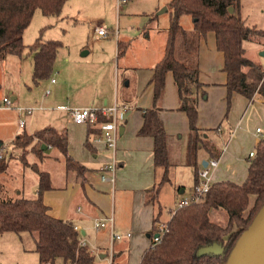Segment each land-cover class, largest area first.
I'll use <instances>...</instances> for the list:
<instances>
[{"label": "trees", "instance_id": "trees-1", "mask_svg": "<svg viewBox=\"0 0 264 264\" xmlns=\"http://www.w3.org/2000/svg\"><path fill=\"white\" fill-rule=\"evenodd\" d=\"M68 0H0V60L8 55L24 56L26 49L34 54L33 82L49 79L54 71L62 41L37 38L31 45L24 43V33L37 9L44 15H59ZM241 0H171V21L164 56L154 67L151 84L154 86L153 105L143 113L140 136L153 138V161L160 171L158 183L149 189L156 203L164 183L170 181L171 160L169 137L161 116L160 102L166 89L169 72L173 73L180 105L189 120V139L186 164L193 167L195 185L199 182L198 152L204 148L212 159H218L210 139L198 126L200 98H206L200 80L199 48L210 32L215 33L216 46L224 55L223 71L227 75L228 112L234 93L250 101L259 98L264 103V70L246 56L244 42H264V29L248 25L240 15ZM230 8L234 11L231 12ZM191 16L190 32L181 25L182 16ZM155 18V17H154ZM179 38L188 54L180 58ZM121 49V43H119ZM122 53V52H120ZM226 113V117L228 115ZM12 146L41 154L43 145L54 146L66 155L69 170L82 171L86 167L68 154V135L53 126L29 133L24 131ZM86 146H91L88 135ZM4 149V146L1 147ZM11 158V157H10ZM7 157L0 158V175L9 165ZM39 176L35 198L0 197V235L7 232L37 233L35 251L38 264H105L92 253L89 245L82 244V234L72 221L54 217L44 201V193L52 188L50 175L34 167ZM0 183V189H1ZM264 205V136L256 145L255 156L249 158L247 176L243 183L232 181L213 182L210 190L199 200L171 211L168 227L161 241L151 242L144 252L143 264H227L242 233L251 225ZM222 209L227 214L226 224L213 220V210ZM155 224L159 222L157 219ZM108 257V253H106ZM114 254L112 263L114 264Z\"/></svg>", "mask_w": 264, "mask_h": 264}, {"label": "crops", "instance_id": "crops-1", "mask_svg": "<svg viewBox=\"0 0 264 264\" xmlns=\"http://www.w3.org/2000/svg\"><path fill=\"white\" fill-rule=\"evenodd\" d=\"M149 15H146L148 17L147 20H140V24H138L136 29L133 30V28H127L123 32L121 31L120 33L118 32L116 34L117 43L112 55L107 54L103 50L101 53L96 52L95 55H93V57L89 59L88 57L93 53V51L88 50L84 52L82 57H76L75 55L73 57L70 48L67 49L65 46H62L58 51L54 66V72L57 71L60 77L56 79L55 83L52 82V84H56L54 91L48 89L50 90V94H47L45 92L42 96H39L33 95L32 92H30L29 95H26L24 91L22 93H17V90L14 91L12 89H9L8 91L12 95L11 98L14 101V106L15 104H17L18 106H15L16 108L14 107L12 110L0 108V143L2 144V146H4V149L0 148V155H3L2 157L9 158L13 154L14 150L11 149L13 148L12 142L24 131L33 133L36 130L43 129L48 126H53L59 131L67 133L68 154L75 160L83 164L71 153L70 150L69 126H72L74 123L69 122L72 121V117L66 109H61L59 108V106L64 105L69 108L102 107L104 105H113L115 102H118L128 107L126 119L121 123L118 138V145L120 144V148H118L120 159V167L118 166V168H120L119 176L121 177L126 173L125 165L127 163L129 164L131 152H135L136 154H145V159L142 158L145 162L143 166L147 167L143 169L148 171V173L146 172L147 175H144V177L140 180L141 185L138 187V191H140V193H143V195H141V199H139L136 204L135 211H138L137 217H134L132 214L130 219H128V222L117 221L115 219L114 228L118 232H131L132 234V229L136 230V228L138 227V223L141 222L142 231L143 233H147V237H141L142 239L140 240L134 238V240L131 241L133 239L132 234L130 237L126 238L129 242V246L134 245L138 249L137 260L133 261L135 262L134 264H139L141 262L144 252L151 245L152 234L155 230L154 221L156 219L159 221H165L162 219V190L160 191L158 201L156 203H147L146 197V191L154 186V178L152 174H150V171L153 170V173L154 171H156L153 161V138L149 136H140L138 135V131L143 124L144 111L147 108L152 107L153 105L154 86L150 81L154 73V67L162 59L165 53L171 16L168 24L159 26L158 24H155L157 17L155 16L154 12H151ZM183 18L184 16L181 17V25ZM147 23H150V27L148 30H146ZM182 27L185 30H188L183 25ZM212 34L214 37H212ZM101 38L106 39V37ZM209 38H213L211 39V44L208 43ZM119 43H121V47L123 49L122 54L120 53L121 49L119 48ZM137 47L142 48V54L140 56L137 55L138 57L135 56L134 62L133 60L130 62L129 56L132 57L134 55ZM263 50L264 48L262 49V51ZM17 57L19 58L18 62L16 61L7 63L10 57L0 60V71L3 70L6 74L12 76H14L15 73L18 74L20 77L18 81L19 84H25V82L34 84V54L28 60L24 57ZM261 57L263 56L261 55ZM257 59L259 61L257 63L264 65V63L259 58ZM223 64L224 55L217 49L215 33L210 32L207 34V37L201 41L199 48L200 80L204 84V90L206 91L207 96L206 98H200L198 126L201 131L205 133L206 137H208L206 131L211 130L210 126H208L211 124L206 123H209V121L211 120L217 121L216 123H222L223 120L229 119L228 115L226 117V113L228 112L227 87L225 85L227 81V75L222 69ZM11 67H13V69ZM120 85H123L128 92L127 96H123L124 93H122L121 99L118 96V89H120ZM113 89H116L117 91L114 99L112 100L111 95ZM5 96L7 95H4L3 97ZM50 96L51 99H53V102L57 103V105L59 103L65 104H59L57 107H53L51 110L54 113H44V117L47 118V122L45 121L44 123H34L37 120L40 121L39 117L33 116L35 112L39 110H49L41 103L44 100L49 99ZM130 96H132L133 98ZM215 97L217 98V105L215 104ZM258 100L263 103L261 99L258 98ZM233 101H235V104L244 103L245 108H248V106H250L251 103H254L255 100L250 101L241 94L234 93L232 96L231 104H233ZM179 105L180 98L178 89L174 81L173 73L169 72L166 79L165 93L160 102V107L162 108L161 116L169 137V143L173 140H175V142H181L182 151L185 152L184 156L186 157L190 132L189 120L185 112L178 110ZM19 107H24L26 109L32 107L34 108V111H32V113H21L17 109ZM218 108L222 109L221 116H219V113H216V110ZM13 110L18 111L17 119L13 115ZM24 114H30V119L26 120ZM20 118H24L26 120V126L24 128H21L19 125ZM48 119H51L52 123H49ZM183 120H186L187 123H183ZM203 121H206V123H203ZM84 126L86 127L82 129L83 136L87 139L89 135L91 140L93 138L94 129L87 125ZM229 126L230 128H232L230 123ZM218 132L220 135L224 134L221 128L220 130L218 129ZM232 133L233 131L230 135H232ZM255 133L259 135L257 132ZM260 139L261 138H258L256 145ZM126 145H131L135 148H127ZM89 149L92 151L93 157L95 159L99 158L98 166L91 167L83 164L86 167V170H82L79 172L68 169L66 165V155L57 147L48 146L43 149V152L41 154L37 155L36 153L30 151L28 155L32 153L41 161H43L44 159H52L56 162H59V169L61 170V182L59 186H55L53 176H51V174L48 172L50 175L52 188L44 193V201L49 206V212L52 216L72 221L76 229H79L81 234L83 235V240H85L87 242V245L89 246L91 243L90 231H94L96 238L94 241V245H96V249L101 255L109 253L108 251H106L105 245L104 247H102L103 240H101L100 236L105 235L110 239V228L107 227L98 230L94 227V222L97 218L110 215V212L107 207L106 195L103 192L99 191V189H97L95 185L99 184L98 187H102V189H109L112 186V191H114L115 185L107 182V185L105 186L103 185V183L105 182L100 179V176L98 177V175L101 174L102 167L106 162L109 161L110 152L105 146L95 145L92 142L91 146H89ZM223 153L224 150L221 151V155L218 160L221 159ZM209 159L210 158L207 156V153H200V151L198 152L199 163H202V161H209ZM18 164H21V166L23 167V169H20L21 172H24L26 168H32L35 170L34 167H37L38 169H40L37 162H34V165L32 166L22 163ZM185 165H187L186 162ZM172 167L173 165L171 164L170 171ZM40 171L43 170L40 169ZM71 172H75L76 175H71ZM96 172H99V174L97 175ZM156 172L158 176H160V171ZM3 176H8V180L4 182L2 179ZM14 179H17L16 172L11 167V163L9 161L7 170L0 175L1 186L6 187L7 185L10 187L9 181L11 180L13 182ZM236 183L241 184L243 182ZM14 191L15 193H17L16 195H19L17 196V198L26 197L23 184L21 186H16ZM57 191L62 193V196L57 197L58 201H56L55 197L53 196V192L57 193ZM68 191H70L69 195L63 194ZM184 193L185 192L183 189L179 190V194L181 196ZM177 203L178 202H175L174 206L168 209V212L166 214L168 216V219L166 220V222L169 221L171 217V211L177 207ZM118 242L119 245L117 244V247H121L124 243L123 240H119ZM92 253L95 254L94 251H92ZM113 254L115 255L114 251ZM108 258L109 257L103 258V262L105 264H110L111 259L108 260ZM114 258V264H132L130 262V259L125 260L120 257Z\"/></svg>", "mask_w": 264, "mask_h": 264}, {"label": "rangeland", "instance_id": "rangeland-1", "mask_svg": "<svg viewBox=\"0 0 264 264\" xmlns=\"http://www.w3.org/2000/svg\"><path fill=\"white\" fill-rule=\"evenodd\" d=\"M170 1L171 0H68L59 15H44L41 9H37L32 22L24 33V43L26 45H31L37 38L40 37L42 41L49 39L62 41L63 46L67 49L70 48L73 57L74 55L76 57H82L84 52L88 50L93 51V53L88 57L89 59L92 58L96 52L101 53L103 50L107 54L112 55L117 43L116 34L121 31L123 32L127 28H133V30L136 29L138 24H140V20H147L148 17L146 15H149L151 12H154L157 17V20L155 21L156 25L158 24L159 26H162L164 24H168L171 16ZM241 3L242 6L240 8V15L242 19L248 25H255L258 28L264 29V0H241ZM165 8H167V11L164 10ZM192 23L191 16H184L182 25L188 29V32H190L193 28ZM99 24L109 30V36H107L106 39L95 36L97 35L95 29ZM146 26V30H148L150 23H147ZM212 37H214L213 34ZM179 39L178 51L180 53V58H183V56H185L184 54L187 55L188 52H186V49L183 47L182 38ZM211 39L213 38L208 39L209 44L212 42ZM140 47H137L132 57L129 56L130 62L132 60L134 62V57L142 54V48ZM244 47L248 58L256 62H259L257 59L259 58L264 63V58L261 57L264 42L247 40L244 42ZM120 52H123L122 48ZM32 56L33 54L29 52V49H26L23 57L28 60ZM7 57H10L7 63L19 61V58L16 55H8L6 58ZM11 68L13 69V67ZM19 78V75L16 73L12 76L6 74L3 70L0 71L1 99L4 95L11 98L12 95L8 91L9 89L14 91L17 90V93H22L24 91L26 95H29L30 92H32L33 95L42 96L48 89L54 91L56 84H52V79H58L60 77L57 71H53L49 79L42 80L37 85L30 82L19 84ZM116 91V89H113L112 91V100L116 95ZM118 92L120 99L122 93H124L123 96L128 95V92L123 85H120ZM214 100L217 105V98L215 97ZM41 104L46 106L49 110H39L35 112L33 116L39 117L41 122L37 120L34 123H44L47 119L44 117V113H54L51 110L53 107H57L59 104L65 103H59L57 105V103L53 102V99H51L50 96L49 99L44 100ZM15 106L17 107L18 105L15 104ZM246 108L244 103L235 104V101H233V104H231L229 109L228 120L225 119L222 123H216L217 121L213 120L209 121V123L203 121V123L211 124L208 125L211 130L206 131V133L208 136L207 138L211 140L212 145L214 146V150L218 153L224 150V153L219 160V167L212 170L211 177L213 182L232 181L241 183L244 182L246 178L249 166V153L256 150V142L258 138H262L261 135H257L255 132L259 126L264 128V104L256 98L254 103H251L250 106H248L247 110ZM12 112L14 113V117L17 119L18 111L13 110ZM216 113H219V116H221L222 109L218 108ZM24 116L26 117V120H29V117H31L30 114H24ZM48 120L49 123H52L51 119ZM69 123L75 124L73 120ZM183 123H187L186 120H183ZM229 123L232 128H230ZM74 124L69 126L71 153L83 164L91 167L98 166L99 158L95 159L92 151L89 147L87 148L85 144L86 138L83 136L82 129L86 126ZM220 128L223 130L224 134H219L218 129L220 130ZM232 131L233 133L230 135ZM119 145L118 148H120ZM126 147L135 148L131 145H126ZM11 149H13L14 152L11 155L12 157L10 156L11 159L10 157L7 159H9L8 161H10L11 167L16 172L17 179H14L13 182L11 180L9 181L10 187L7 185L6 187H1V198H17L19 195H16L17 193H15L14 189L16 186H21L22 184L24 185L26 197L33 198L37 194L39 181L38 173L32 168H26L24 172H21L20 169H23V167L18 163L32 166L34 165V162H37L41 170L47 171L51 174V176H53L55 186H59L61 182V170L59 169L60 166L58 161L56 162L52 159H44L41 161L32 153L28 155L31 151L30 148H28V151H22L16 147ZM199 151L200 153H207V156L210 159L212 158L211 154H209L204 148H200ZM169 152L173 167L170 171V181L164 183L161 188V194L163 196L162 219L165 220L161 222H166L168 219V216L166 215L168 209L174 206L175 202H179L182 198L191 195L195 186L194 169L191 166L185 165L186 157L184 156L185 152L182 151L181 142H175V140L171 141L169 143ZM130 155L131 158L129 159V164L127 163L125 165L126 173L120 177V168L116 171L114 191H112L111 184L109 189H102V187H98L99 184L95 185L99 191L106 195L109 212L110 214L113 212L117 221L128 222V219H130L132 214L134 217H137L138 211H135L136 204L138 200L141 199V195H143V193L138 191V187L141 185L140 180L148 173V171L143 169L147 167L143 166L145 162L142 158L145 159V154H136L135 152H131ZM117 158L120 161L119 150H117ZM155 172L156 171L153 173V170L150 171V174H152L154 178L153 184L158 183L160 178L157 172L155 176ZM96 174L98 175L99 172H96ZM71 175L74 176L76 173L71 172ZM99 176L101 179V174H99L98 177ZM8 178V176H3L2 179L5 182ZM103 185L106 186L107 182L103 183ZM180 189H183L185 192L182 196L179 194ZM63 194L69 195L70 191ZM151 195L152 193L146 191L147 198H151ZM53 196L55 197V200L58 201L57 197L62 196V193L58 191L57 193L53 192ZM211 216L213 220L220 224H226L227 222V214L222 209L213 210ZM132 230L133 239L131 238V241H133L134 238L140 240L142 239L141 237H147V233H143L142 231L141 222L138 223L136 230ZM90 234V250L95 252V255L99 260H103L100 257V253L96 249V245H94V241L96 239L95 232L90 231ZM36 237L37 233L35 232H7L1 234L0 264H38L39 255L35 251ZM100 237L101 240H103L102 247L105 245L106 251L109 252L108 260H112L114 251V257H120L125 260L130 259L132 264L135 263L133 261L137 260L138 249L134 245L129 246V242L126 238L125 240L123 239L124 243L121 247H117L119 242L116 241L113 243L112 248L111 239H109V237H106L105 235Z\"/></svg>", "mask_w": 264, "mask_h": 264}, {"label": "built area", "instance_id": "built-area-1", "mask_svg": "<svg viewBox=\"0 0 264 264\" xmlns=\"http://www.w3.org/2000/svg\"><path fill=\"white\" fill-rule=\"evenodd\" d=\"M125 1V0H124ZM95 32L99 37H107L109 31L103 25H97ZM264 70V65H263ZM52 82L55 83L56 79H52ZM47 94H50V90L46 91ZM0 108L2 109H13L14 101L12 98L5 96L0 101ZM61 109H66L72 117V120L76 124H84L94 129L93 138L91 142L95 145H103L110 152L109 161L101 169V180L104 182H109L112 185L116 181V171L119 166V160L117 158L118 150V138L120 133L121 123L126 119L128 107L124 104L115 102L113 105H104L102 107H66L59 106ZM18 111L32 113L34 108H17ZM19 125L21 128L26 126V120L20 118ZM256 132L264 136V129L258 127ZM3 155H0L2 157ZM250 158L255 156V151L250 153ZM219 165L218 159H210L207 166H202L199 171V182L194 186V189L191 195L182 198L177 203V208H182L189 205L193 201H199L212 187V170L216 169ZM115 217L111 213L110 215L97 218L94 222V227L98 230L103 228H110V239L111 247L113 248V243L119 240H123L127 237H130L131 232L121 233L115 230ZM80 231L79 229H77ZM169 231L167 222H157L155 224V230L152 234V240L154 243L161 241L162 237ZM83 245H87L85 240H82ZM113 258V255H112ZM110 264L112 260H110ZM143 264V263H139Z\"/></svg>", "mask_w": 264, "mask_h": 264}, {"label": "water", "instance_id": "water-1", "mask_svg": "<svg viewBox=\"0 0 264 264\" xmlns=\"http://www.w3.org/2000/svg\"><path fill=\"white\" fill-rule=\"evenodd\" d=\"M164 10L167 11V8ZM230 11L233 12L234 9L230 8ZM261 55L264 57V50ZM207 165L208 161H204L203 166ZM100 257L103 259L106 254H101ZM227 264H264V205L251 225L239 237Z\"/></svg>", "mask_w": 264, "mask_h": 264}]
</instances>
